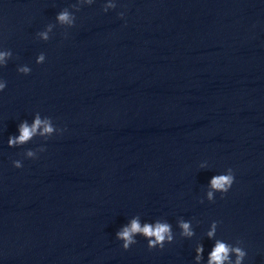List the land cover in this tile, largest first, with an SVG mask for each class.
<instances>
[{
  "label": "clouds",
  "instance_id": "obj_1",
  "mask_svg": "<svg viewBox=\"0 0 264 264\" xmlns=\"http://www.w3.org/2000/svg\"><path fill=\"white\" fill-rule=\"evenodd\" d=\"M89 3H91V0H88ZM108 7H115V5L109 4ZM121 18H123V13L119 14ZM56 21L60 25H68L69 27L74 26L75 24V18L70 14V12L67 9H64L60 11L56 17ZM53 25H48V30L51 31ZM40 37L44 41L49 40L48 32H40ZM11 56V52H2L0 53V66L6 67L7 61L6 57ZM45 62V55L41 54L37 59V64H42ZM2 68V67H0ZM18 73H21L23 75H29L31 72V69L27 66L20 67L17 69ZM7 82L0 84V92H3L6 88ZM43 127L42 132H40V135L44 134H51L54 131V128L51 126V122L49 119L41 120L39 115H36L34 122L29 125L28 122L22 121L18 125V135H12L8 138V147L10 148H16L25 145L27 142H29L35 135H37L38 130ZM66 129H63L65 131ZM45 151V148H40L39 152ZM26 156L30 159H36L37 155L33 150H27ZM13 167L19 169L23 167L21 160H14L12 161ZM235 182V176L234 172L231 168L228 170V174H220L215 175L210 180V189L207 192V198L210 202H214L213 198V192H218L221 194V197H223L224 194H226L232 187L233 183ZM201 203H203V200H201ZM219 221H213L211 230L208 231L207 235L208 237H212L217 229V225L219 224ZM180 229H182V235L191 237L194 235V232L192 230V223L191 221H184L181 220L179 223ZM134 234H140L147 240V248L151 251L153 249H163L166 242L170 244L173 241V235H172V228L171 225L167 222H156L155 224L146 223L143 226H141L140 223L137 222V220H133L131 222V225L128 227H124L121 231H118L116 233V239L122 240L123 244L121 245L122 249L127 251L130 249V245H134L137 243V240L134 239ZM243 241L238 240V243L236 246H233L229 243L220 242L219 240L215 243V246L213 250L210 253L209 262L208 264H243V261L245 260V257L247 255V252L243 248ZM203 247L200 246L197 248V261L200 260L201 256L200 253H202ZM235 254V261L233 262L231 260V255Z\"/></svg>",
  "mask_w": 264,
  "mask_h": 264
}]
</instances>
